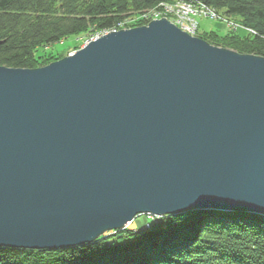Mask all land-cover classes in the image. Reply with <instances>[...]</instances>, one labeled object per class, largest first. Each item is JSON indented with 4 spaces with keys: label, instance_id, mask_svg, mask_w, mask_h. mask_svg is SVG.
I'll return each instance as SVG.
<instances>
[{
    "label": "water",
    "instance_id": "obj_1",
    "mask_svg": "<svg viewBox=\"0 0 264 264\" xmlns=\"http://www.w3.org/2000/svg\"><path fill=\"white\" fill-rule=\"evenodd\" d=\"M188 210L264 216V58L162 18L0 67V247L84 246Z\"/></svg>",
    "mask_w": 264,
    "mask_h": 264
},
{
    "label": "trees",
    "instance_id": "obj_2",
    "mask_svg": "<svg viewBox=\"0 0 264 264\" xmlns=\"http://www.w3.org/2000/svg\"><path fill=\"white\" fill-rule=\"evenodd\" d=\"M172 0H0V67L35 70L59 61L56 45L115 26ZM244 31L198 33L210 46L264 58V0H199ZM56 47V48H55ZM38 49L41 54L36 55ZM0 264H264V216L188 210L158 218L149 230L109 232L83 247H0Z\"/></svg>",
    "mask_w": 264,
    "mask_h": 264
},
{
    "label": "rangeland",
    "instance_id": "obj_3",
    "mask_svg": "<svg viewBox=\"0 0 264 264\" xmlns=\"http://www.w3.org/2000/svg\"><path fill=\"white\" fill-rule=\"evenodd\" d=\"M178 1L188 2L189 0H178ZM193 1L200 2V3L204 4L203 2H201L199 0H193ZM166 3L168 5H170L171 1L166 2ZM158 5H159V3L155 6H153L152 8L144 10L135 16H134V14L133 15H127L125 18L122 19V22H125L127 24L126 28H124V29L121 28L120 31L121 30H130V29H134V28L142 27V26H147L150 22H152L150 19L152 17H154L153 13H150V12H152L153 10L156 12ZM204 5H206V4H204ZM143 13L144 14L150 13V14L147 16V18H142V17H140V15H142ZM166 17L168 19V20L167 19L166 20L168 22H170L173 26H175L174 23L178 24V23H181L182 21H183V26L188 24V19H181V18L176 17L175 15H174L173 19H171V16H169V17L166 16ZM224 17H221L223 19H221V18L213 19V18L206 17V16H201V17L195 18L197 23H198V26L196 27L197 30H196L194 36H196V35H198V33H202V32L203 33L214 32V33H218L220 35H223V34L227 33L228 31L231 33H234V32H237L239 30L244 31V33H246V34H254L251 29H243L240 26L236 30H234V27L230 23L232 22V23L237 24V25H240V24L238 22L230 19V18H227L226 16H224ZM90 34H92V33H90ZM90 37L94 38L95 34L88 35V36L87 35H84V36L80 35L77 38H69V40L66 41V43L64 42L63 46H62L63 43L60 42L59 44L56 45V47H57V49H63L64 47L65 48H67V47L68 48L79 47L81 49L85 46V43L87 41L90 42L88 40ZM92 38H90V40ZM68 51L69 52H68L67 56H70L75 52L71 49L70 50L68 49ZM41 53H42V50L38 49L36 52V55L41 54ZM170 216H173V215H170ZM165 217H169V216H165ZM157 220H158V217L152 216L150 214L140 215V216H137L136 218H134V220L132 222H130L129 224H127V226L121 231H124L127 229V230L133 231V233H136L138 231L149 230L152 227V225L157 222ZM116 232H119V231H116Z\"/></svg>",
    "mask_w": 264,
    "mask_h": 264
},
{
    "label": "built area",
    "instance_id": "obj_4",
    "mask_svg": "<svg viewBox=\"0 0 264 264\" xmlns=\"http://www.w3.org/2000/svg\"><path fill=\"white\" fill-rule=\"evenodd\" d=\"M150 13H153V15H154V17H152L150 19L151 21L159 20L162 17L167 19L166 16H168V17L171 16V19H173L174 15L178 18H181V19H188L187 25L183 26V21L181 23H178V24L174 23V25L179 30H181L182 32H185L186 34H188L192 37H194L195 32L197 30L196 27L198 26V23H197L195 18L201 17V16H206V17H210L213 19H215V18L219 19L221 17H224L218 11H216L214 8H211L207 5H204L200 2H196L193 0H191V1L189 0L188 2H180L178 0H172L170 5H168L166 2H164V3L162 2V3H159V5L157 6L156 12L153 10ZM149 14L143 13L142 15H140V17L147 18V16ZM221 19H223V18H221ZM230 24H232V26L234 27V30H236L239 26L241 27V25H237V24H234L232 22ZM126 25L127 24L125 22L120 21L115 26H113L109 29L102 30L100 32H94V33L90 34V35L95 34L94 38H92V37H90V38H92L91 39L92 41L97 40L100 37L107 35L108 33L118 32V31H120L121 28H123V29L126 28ZM90 38L88 39L89 41H91ZM87 43H88V41L85 44H87Z\"/></svg>",
    "mask_w": 264,
    "mask_h": 264
},
{
    "label": "bare ground",
    "instance_id": "obj_5",
    "mask_svg": "<svg viewBox=\"0 0 264 264\" xmlns=\"http://www.w3.org/2000/svg\"><path fill=\"white\" fill-rule=\"evenodd\" d=\"M216 212V211H215ZM113 232V231H111ZM109 233V232H108ZM107 234V233H106ZM105 235V234H104ZM75 247H83V246H75ZM71 248H74V247H71ZM65 249H69V248H65Z\"/></svg>",
    "mask_w": 264,
    "mask_h": 264
}]
</instances>
